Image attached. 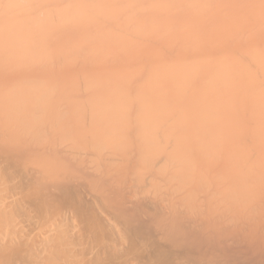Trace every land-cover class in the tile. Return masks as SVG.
<instances>
[{
	"label": "bare ground",
	"instance_id": "bare-ground-1",
	"mask_svg": "<svg viewBox=\"0 0 264 264\" xmlns=\"http://www.w3.org/2000/svg\"><path fill=\"white\" fill-rule=\"evenodd\" d=\"M259 167L264 0H0V264H264Z\"/></svg>",
	"mask_w": 264,
	"mask_h": 264
},
{
	"label": "rangeland",
	"instance_id": "rangeland-1",
	"mask_svg": "<svg viewBox=\"0 0 264 264\" xmlns=\"http://www.w3.org/2000/svg\"><path fill=\"white\" fill-rule=\"evenodd\" d=\"M262 166H263V164H262ZM259 168H260L259 171H260L261 173H263V172H264V167H263V168H262V167H259ZM262 170H263V171H262Z\"/></svg>",
	"mask_w": 264,
	"mask_h": 264
}]
</instances>
